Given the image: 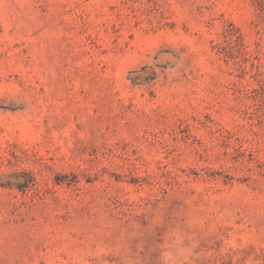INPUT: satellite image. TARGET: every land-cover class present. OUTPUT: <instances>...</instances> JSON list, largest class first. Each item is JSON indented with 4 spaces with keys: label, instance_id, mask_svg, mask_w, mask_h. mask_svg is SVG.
I'll return each mask as SVG.
<instances>
[{
    "label": "rangeland",
    "instance_id": "obj_1",
    "mask_svg": "<svg viewBox=\"0 0 264 264\" xmlns=\"http://www.w3.org/2000/svg\"><path fill=\"white\" fill-rule=\"evenodd\" d=\"M0 264H264V0H0Z\"/></svg>",
    "mask_w": 264,
    "mask_h": 264
}]
</instances>
